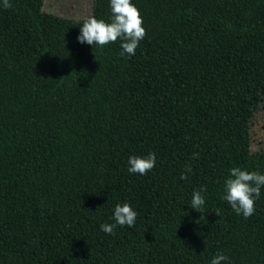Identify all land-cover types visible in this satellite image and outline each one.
I'll return each instance as SVG.
<instances>
[{"label": "trees", "instance_id": "1", "mask_svg": "<svg viewBox=\"0 0 264 264\" xmlns=\"http://www.w3.org/2000/svg\"><path fill=\"white\" fill-rule=\"evenodd\" d=\"M10 3L0 6V264H210L218 252L264 264V189L247 219L222 199L231 168L264 174V151H249L240 55L264 41V0H132L147 35L131 57L120 40L80 44L85 19L43 12V0ZM93 15L109 20L110 0H92ZM150 152L155 168L130 174L129 157ZM201 186L204 213L190 209ZM118 203L139 215L109 235L100 226L115 223Z\"/></svg>", "mask_w": 264, "mask_h": 264}, {"label": "clouds", "instance_id": "2", "mask_svg": "<svg viewBox=\"0 0 264 264\" xmlns=\"http://www.w3.org/2000/svg\"><path fill=\"white\" fill-rule=\"evenodd\" d=\"M4 9L12 8L10 0H2ZM111 16L109 20L98 19L89 16L80 28V35L77 41L80 44L90 46L97 45L101 48L121 41V57H131L136 54V49L140 42L146 37V29L143 27L144 21L139 9L132 3V0H110ZM193 160L199 159V154L194 153ZM157 163L154 152L144 156H130L128 159V172L130 174L147 175L153 170ZM193 173L191 163H187L184 171L180 175V180L186 181ZM264 189V174L258 171H248L241 167H233L229 171L228 177L224 181V194L222 199L228 202L231 209L245 219L251 217L256 209L255 204L261 197ZM207 192L206 186H201L192 192L190 209L204 213ZM139 213L128 203L116 204L113 212L115 223L102 224L101 231L114 235L117 226L134 227ZM187 215V213H186ZM204 220L201 216L200 221ZM199 222V221H198ZM210 264H231L228 256L223 252H218L210 261Z\"/></svg>", "mask_w": 264, "mask_h": 264}, {"label": "rangeland", "instance_id": "3", "mask_svg": "<svg viewBox=\"0 0 264 264\" xmlns=\"http://www.w3.org/2000/svg\"><path fill=\"white\" fill-rule=\"evenodd\" d=\"M92 0H43V12L71 20L86 19ZM244 86L247 91L249 151H264V41L240 49Z\"/></svg>", "mask_w": 264, "mask_h": 264}]
</instances>
